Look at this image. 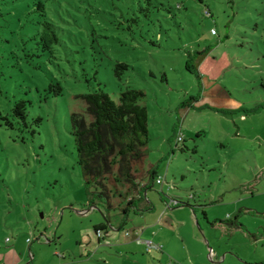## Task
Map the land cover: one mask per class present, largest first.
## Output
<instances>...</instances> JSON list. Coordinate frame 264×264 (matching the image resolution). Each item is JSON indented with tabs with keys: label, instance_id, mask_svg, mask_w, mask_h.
I'll return each instance as SVG.
<instances>
[{
	"label": "rangeland",
	"instance_id": "374dc122",
	"mask_svg": "<svg viewBox=\"0 0 264 264\" xmlns=\"http://www.w3.org/2000/svg\"><path fill=\"white\" fill-rule=\"evenodd\" d=\"M39 1L63 40L54 58L34 39L42 29ZM206 49L199 69L189 71L188 54ZM120 63L129 69L118 77ZM53 81L62 85L61 96L49 93ZM99 88L115 101L127 89L145 93L140 103L149 109L151 132L145 170L164 180L154 181L142 203L148 209L133 212L126 224L119 211L109 223L102 209L89 206L77 164L71 116L85 114L77 97ZM21 100L29 124L40 117L39 125L25 128L13 116ZM262 105L264 0H0V114L14 123L0 120V264H249L244 259L254 246L242 231L210 229L201 210L205 233L193 220L194 229L174 228L160 217L173 195L213 202L205 210L211 221L237 211L219 202V193L253 161L244 149L257 147L264 108L255 111ZM238 126L245 139L237 137ZM220 161L228 162L222 170L228 184L209 170ZM240 222L254 233L264 226L246 213ZM100 224L107 229L97 232ZM211 238L226 261L210 259Z\"/></svg>",
	"mask_w": 264,
	"mask_h": 264
},
{
	"label": "trees",
	"instance_id": "16d2710c",
	"mask_svg": "<svg viewBox=\"0 0 264 264\" xmlns=\"http://www.w3.org/2000/svg\"><path fill=\"white\" fill-rule=\"evenodd\" d=\"M35 11L40 13L43 21L41 32L34 39L37 40L41 52L49 53L54 58L59 46H63L60 30L48 18L43 1L37 3ZM204 14L207 17L211 16L209 9H206ZM210 50L189 53L187 69L192 73H194L193 68L198 70ZM194 60L197 64H193ZM128 69L127 64H117L115 74L120 77L122 72ZM49 93L61 96L63 87L60 82L53 81L49 85ZM144 97L145 93L141 90L127 89L122 91L119 99L115 101L107 92L99 88L91 93L78 96L77 98L85 103V114L74 113L71 116L77 164L81 170L89 206L102 209L109 223L110 214L114 211H119L123 215L122 224L127 223L133 212L142 215L148 209L142 206L147 199L146 194L154 190V181L159 178L156 170H145L151 132L149 130V109L140 103ZM262 108L264 105L257 107L255 112ZM13 116L25 128H29L32 124L37 126L43 121L38 117L29 124L27 102L24 100L15 104ZM0 120L6 127H14V123L8 117L0 114ZM32 133L34 134L35 131ZM171 199L175 205L191 206L189 202L194 200L195 196L187 198V202L175 197ZM244 213L258 214L255 211L241 209L225 221L220 219L209 221L208 213L202 212L205 221L210 226L228 225L232 229H240L247 233L246 226L240 222ZM106 229V224L95 227L97 232ZM123 229L122 226L121 230ZM252 237L255 238L254 235Z\"/></svg>",
	"mask_w": 264,
	"mask_h": 264
},
{
	"label": "crops",
	"instance_id": "0c3cea01",
	"mask_svg": "<svg viewBox=\"0 0 264 264\" xmlns=\"http://www.w3.org/2000/svg\"><path fill=\"white\" fill-rule=\"evenodd\" d=\"M244 108V107H243ZM237 110H241L240 108H234L232 111H237ZM243 110V109H242ZM264 111V109H263ZM234 113V112H232ZM257 113V112H256ZM261 113V112H259ZM245 117L243 114L241 115V118ZM243 119V118H242ZM254 119H256V117H254ZM245 121H247V118H244ZM243 120V121H244ZM244 131L243 129L238 126V135L237 137L240 139H242V137L245 139L244 136ZM257 143V147H253L252 148H245L243 145L240 146L242 151L246 150L249 151L252 156H253V161L250 162V165L248 167H244V166H240L243 167L244 173L245 174H241L238 172V176H240L239 178L235 177V178H231V184H233L230 188L228 187H221V191H220V199L218 200L219 202H226L229 204H235L236 205V209L237 211H233L230 214H228V219L234 215H236L241 209H248L251 211H255L258 214L257 215H252V217L254 218H263L264 219V207H260L258 204V200H260L261 203H264V129L262 128L261 131H259L258 134H256V136L253 138ZM221 147L225 148L227 147L226 144L221 143ZM243 148H245L243 150ZM254 148H258L260 149V155L255 154L254 152ZM258 160H262V165L259 166L258 164ZM219 166H216L213 169H209V170H215V171H220V179L222 180V178L224 179V182L228 184L227 182V175H223V171L222 170H226L228 167V162H218ZM221 169V170H219ZM241 174V175H240ZM160 177V176H159ZM184 178V177H183ZM219 179V180H220ZM220 180V182H221ZM229 183V185H230ZM228 185V186H229ZM163 186V185H161ZM211 186V183H210ZM209 186V187H210ZM201 188L204 189V187L201 186ZM164 191V190H162ZM149 194V193H148ZM148 194L147 197H148ZM195 199L193 200V202H189V204L191 206L186 205H175L172 199H170L168 201V208L170 207L171 210H167L165 212H163L161 214V221L163 222L164 220L166 224H169L168 220H171L172 222V226L175 228L176 226H182L184 228H188L191 227L192 229H194V225L192 223L191 220L195 221L196 224H198L201 227V231H203V233L206 232V229H203L201 224L199 223V219H198V210L200 211H205L207 208V206L212 205L213 202H207L204 201V203L206 205H200L199 202H201L200 198L201 195H194ZM180 198V196H176L173 195L171 198ZM250 197V198H249ZM246 199H249L248 201ZM207 200V199H206ZM254 200L255 203H251L249 204L248 202ZM216 203V202H214ZM244 204V205H243ZM150 206V205H149ZM152 208L154 207V211L157 210L156 206H154L153 204H151ZM233 206V205H232ZM190 209V210H189ZM209 218V215H208ZM215 220V219H214ZM209 221H211V219L209 218ZM177 222H180L181 224H177ZM206 225H208L210 227V229H214L215 231L219 228H222L223 225H218V226H210L208 224L207 221ZM244 225V224H243ZM246 226V225H245ZM247 228V233L246 234L249 238L251 239V243H253V250L252 253L248 254V257H246L244 260H246L247 263L249 264H264V226L260 225L258 227H253L254 230H257L256 233L251 232L250 231V227L246 226ZM232 229V228H231ZM232 230H240V229H232ZM241 231V230H240ZM136 234H139V232H137ZM134 235V239L138 240L140 237L138 235ZM194 235L198 238V234L194 233ZM255 236V238H253L252 236ZM206 243L208 244V246L211 247V245L213 246V249H210L212 251V256L210 257V259L219 262V261H226L227 260V254L224 253L223 255L221 254V250L217 248V240L215 238H211L210 241H206ZM261 247V251H259L258 247ZM168 248V247H167ZM163 252V250H162ZM218 252V254H217ZM221 257H218V256ZM171 263V262H170Z\"/></svg>",
	"mask_w": 264,
	"mask_h": 264
},
{
	"label": "built area",
	"instance_id": "2783aa9c",
	"mask_svg": "<svg viewBox=\"0 0 264 264\" xmlns=\"http://www.w3.org/2000/svg\"><path fill=\"white\" fill-rule=\"evenodd\" d=\"M206 14L208 15L207 12H206ZM212 34H213V35H216L217 33H216L215 30H212ZM179 139H181V138H179ZM156 182H157V184H159V185H164V180H163L161 177H159V178L156 180ZM173 203H174V202H173ZM127 235H128V233H127ZM6 241L9 242L10 240L7 239ZM28 242H30V239H28ZM145 243L147 244L148 249L156 250V251H162V250H163L162 246L159 245V244H154V243H152V242H145ZM170 264H175V263L171 262Z\"/></svg>",
	"mask_w": 264,
	"mask_h": 264
}]
</instances>
